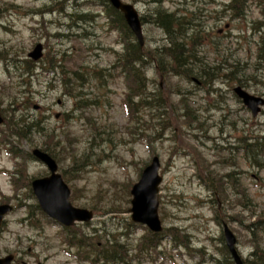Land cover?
<instances>
[{"label":"rangeland","instance_id":"obj_1","mask_svg":"<svg viewBox=\"0 0 264 264\" xmlns=\"http://www.w3.org/2000/svg\"><path fill=\"white\" fill-rule=\"evenodd\" d=\"M123 1L134 3L142 17L155 6L192 16L206 34L205 44L200 45L198 53L210 64H219V69L228 75L213 79L210 86L218 90L206 93L195 82L157 75L153 69H147L146 76L160 83L165 92L175 89L183 92L165 96L171 123L160 127L158 112L150 116L147 110L139 109L136 119L125 110V82L109 68L115 52H121L122 36L110 29L103 16L86 20L77 28V23L69 17L77 11L85 12L82 8L97 11L96 5L85 4L83 0H0L1 114L9 123L11 112L20 116L19 111L25 109L23 104L29 99L30 108L22 112L27 117L46 116L44 136L31 133L27 139H19L8 136L7 127L0 125V203L13 206L0 229V256L16 253L19 264V259L25 264H90L80 258L84 249L75 250L69 245V233L63 235L58 225L48 223L37 212L28 213V205L34 207L36 201L28 196L23 181L46 175L48 171L41 162L25 159V155L26 151L44 146L54 154L58 170L70 188L71 203L96 209L91 221L73 226L77 235L83 232L95 235L97 242L94 240L91 248L94 243L97 247L104 245V237H99L101 230L115 232L116 220L121 225L130 222V188L142 168L157 155L162 176L157 212L162 226L177 227L187 233L188 247L205 246L207 253L218 258L220 222H225L237 239L239 254L248 258L253 244L245 225L264 210V107L253 117L233 95L232 88L244 74L248 78L242 87L264 97L261 82L264 81V24L252 28L261 17L257 0H246L241 18L224 11V5L231 0ZM142 32L145 49L161 41L162 32L152 23L143 22ZM37 42L44 48L45 62L40 65L48 59L56 63V56L60 65L59 58L65 53L66 70L82 71L79 67L83 65L89 71L103 68L102 82L89 76L80 87L74 83L61 85L59 68L56 77V73L38 65L32 66L33 72L26 82L33 96L23 95L27 89L23 85L26 77L20 76L21 65ZM235 64L243 65L244 73L240 69L233 71ZM107 70L112 73L110 77ZM253 73L255 79H249ZM66 79L64 75L63 81ZM78 89L81 93H77ZM182 99L191 108L189 112H196L190 119L183 115ZM34 105L38 109L34 110ZM197 122H203V129ZM246 132L263 137L261 165L249 164L240 151L229 148ZM71 158H76L78 165L71 163ZM76 168L80 170L76 172ZM231 171L235 174L233 179L225 176ZM243 193L248 200L244 199L242 204ZM127 230L132 234L129 241L138 243L141 236H146L144 226ZM260 244L264 246V238ZM158 246L162 252L159 259L133 264L197 262V256L184 254V247L172 249L168 238H163ZM201 264H213V261L205 258Z\"/></svg>","mask_w":264,"mask_h":264},{"label":"trees","instance_id":"obj_2","mask_svg":"<svg viewBox=\"0 0 264 264\" xmlns=\"http://www.w3.org/2000/svg\"><path fill=\"white\" fill-rule=\"evenodd\" d=\"M105 0H99L102 3ZM154 3H160V0H152ZM258 6L260 7V19L254 21L255 25L253 29H257L264 24V0H257ZM232 4H237L240 8L246 7V0H240V2L235 3L234 0H231L229 4L224 7H231ZM107 5V4H106ZM108 6V5H107ZM177 11H169L164 7L155 6L153 9L147 10L145 16H140L141 23L149 22L155 25L162 32V38L159 43H157L153 48L145 49L144 46L140 47L138 42L135 40L133 34L130 32L122 15L117 10H111L108 8L107 17L108 24L110 29L117 32L118 35H121V52H115L114 60L109 68L115 70V75L123 78L126 85V107L128 110L138 119L137 111L139 109L147 110L150 116H153L154 113H159L160 118V127L169 126L171 120L168 111V101L166 95L168 96L171 92L172 94L181 95L183 92L181 89H175L172 91L165 92L161 87V84L158 82L154 83L153 79H149L145 72L147 69H153L154 73L161 76L173 77L177 76L180 80L190 81L199 84V86L205 89L206 93L208 91H217L218 88H212L210 86L213 79L216 77L227 76L224 71L220 70V65L210 64V62L205 59L203 54L198 53L200 45L205 44L206 34L203 32L202 26L194 21V18L182 16V14H176ZM235 17H242V10L234 11ZM76 16H71L73 23H77L76 27H80L81 23L86 20H92L93 15L83 14L78 12ZM70 17V16H69ZM264 45V43H263ZM31 61H26L22 64L21 76H24V87L25 91L22 92L23 95H26L30 92L29 85L26 86L28 77L31 76L33 72V65ZM69 63L74 64L73 61L69 60ZM75 65V64H74ZM60 66L56 65L55 61L50 62L48 59L47 63L40 65V68H43L47 71H54ZM82 71L78 69L68 68L67 71L62 72L66 75V81L61 80L62 84L66 85L67 83H74L76 86L80 87L83 82L87 81V77L92 76L99 83L102 82L104 77L103 68L91 69L87 66H80ZM233 71L240 69L244 73L243 65H234ZM256 66H254V69ZM109 77L112 73L107 70ZM233 74V72H230ZM249 79H255V73L250 74ZM248 77L244 74L236 79V81L241 86H246V79ZM262 84L264 81L261 80ZM28 83V82H27ZM154 83V84H153ZM151 84V87H150ZM198 86V87H199ZM72 89V88H70ZM78 89L77 93H81ZM31 93V92H30ZM32 95V94H31ZM29 99L24 102V110H20V116H15L14 112H11V118L8 123V132L10 135L17 136L19 139H27L31 133L34 134H45L44 123L46 116L41 117H27L22 111H26L30 108ZM183 103V115L189 118L191 115H195L196 112H189L188 104L184 99L180 100ZM192 113V114H191ZM32 115V114H31ZM166 116V117H164ZM190 119V118H189ZM194 119V116L191 117ZM139 121V120H138ZM203 122H197V126L202 128ZM203 129V128H202ZM263 139L259 134L253 135L252 133L241 134L235 145H230L229 148H232L235 152H241L242 158L249 164L253 163L255 165H261V148ZM40 149L49 153L53 158L54 154L49 148L44 146ZM33 158L28 151H26L25 159ZM57 162V161H56ZM71 163L78 165L76 158H71ZM232 163V162H231ZM71 168V167H70ZM69 170V169H68ZM66 170V172H68ZM80 168H76L77 172ZM23 173V171H21ZM233 171L226 174L225 176H232L234 178ZM26 186V192L28 196L33 198L30 188L29 180L23 181ZM206 186H210L206 184ZM244 199L248 200L245 193L242 194V204ZM35 204V203H34ZM28 213L33 215L37 212L41 218L50 222L48 218L40 211L37 204L35 206L28 205ZM27 206V207H28ZM96 212V209L93 208ZM216 210V209H215ZM217 220L218 215H217ZM104 222V221H103ZM33 225H36L35 222H32ZM132 226H141L132 222L120 224L118 220L115 221V227L117 230L115 232L101 230L99 237H104V245L97 247L95 243V235L91 236L83 232L80 235H77L74 232L75 228H69L66 230L70 234L68 238L69 245L75 250L84 249V255H81L80 258L82 261L89 262L90 264H129V261H132L130 251L131 242L130 236L131 233L126 231L128 227ZM123 227V229H120ZM245 228L248 230V234L251 237L250 242H252V249L249 253L248 258H243V264H264V246L260 244V239L264 238V210L260 214H256L253 221L245 225ZM146 229V228H145ZM152 238H151V237ZM187 233L182 230H179L175 226L169 228L163 227L161 233H152L146 230V237H144L140 243L137 245V252L133 255L134 260L142 261V254L146 253L149 255L151 250H155L157 245L161 242L163 238H168L171 241L172 247L183 246L187 247ZM101 237V238H102ZM221 239V237L219 236ZM95 240V241H94ZM95 242L93 248H91L92 242ZM145 248L144 250H140ZM218 259L214 260L213 264H233L232 260L229 258L226 250L223 248H217ZM189 257L199 255V250L196 249V252L188 253ZM196 264H200L197 262Z\"/></svg>","mask_w":264,"mask_h":264},{"label":"water","instance_id":"obj_3","mask_svg":"<svg viewBox=\"0 0 264 264\" xmlns=\"http://www.w3.org/2000/svg\"><path fill=\"white\" fill-rule=\"evenodd\" d=\"M110 3L123 13V17L135 34L140 45L143 43L141 25L138 14L129 3H123L120 0H109ZM42 46L36 44L28 53L33 60H37L42 54ZM233 91L241 98L244 105L249 108L253 115H256L260 106L264 104V99L259 96L246 92L240 86H236ZM3 119L0 116V122ZM32 154L45 164L49 175L35 178L31 181L32 192L40 208L49 217L55 219L58 223L69 226L76 221H88L92 217V211L82 207H75L69 201V188L57 172L55 160L46 152L35 148ZM159 159L154 156L147 164L140 175V178L132 185L130 193V217L134 222L145 224L153 231L161 230L160 220L158 218V184L161 176L158 174ZM11 210L9 204H0V226L3 216ZM223 237L228 251L235 264H242L241 257L236 251V238L227 224H223ZM12 255L0 257V264H10Z\"/></svg>","mask_w":264,"mask_h":264},{"label":"flooded vegetation","instance_id":"obj_4","mask_svg":"<svg viewBox=\"0 0 264 264\" xmlns=\"http://www.w3.org/2000/svg\"><path fill=\"white\" fill-rule=\"evenodd\" d=\"M17 258H18V255L15 253L14 258H13V264H19V263H17ZM19 261L22 262L23 259H19Z\"/></svg>","mask_w":264,"mask_h":264}]
</instances>
